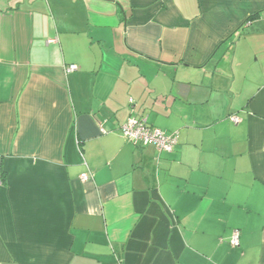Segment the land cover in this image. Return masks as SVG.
I'll list each match as a JSON object with an SVG mask.
<instances>
[{
    "label": "crops",
    "instance_id": "obj_1",
    "mask_svg": "<svg viewBox=\"0 0 264 264\" xmlns=\"http://www.w3.org/2000/svg\"><path fill=\"white\" fill-rule=\"evenodd\" d=\"M0 264H264V0H0Z\"/></svg>",
    "mask_w": 264,
    "mask_h": 264
},
{
    "label": "built area",
    "instance_id": "obj_2",
    "mask_svg": "<svg viewBox=\"0 0 264 264\" xmlns=\"http://www.w3.org/2000/svg\"><path fill=\"white\" fill-rule=\"evenodd\" d=\"M77 66H70L68 72L77 71ZM236 121V119H233ZM105 133L104 129L101 130ZM123 137L134 146L147 147L154 146L159 152L171 153L175 150L179 142L178 134L166 135L162 131L154 128L148 123L147 118H131L121 129ZM88 174L82 175V180H89ZM231 245H239V232L232 238Z\"/></svg>",
    "mask_w": 264,
    "mask_h": 264
},
{
    "label": "trees",
    "instance_id": "obj_3",
    "mask_svg": "<svg viewBox=\"0 0 264 264\" xmlns=\"http://www.w3.org/2000/svg\"><path fill=\"white\" fill-rule=\"evenodd\" d=\"M254 18H255V17H252L251 20L254 19Z\"/></svg>",
    "mask_w": 264,
    "mask_h": 264
}]
</instances>
